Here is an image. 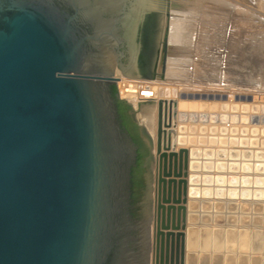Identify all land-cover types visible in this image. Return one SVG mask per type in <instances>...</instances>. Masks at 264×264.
<instances>
[{
	"label": "water",
	"instance_id": "water-1",
	"mask_svg": "<svg viewBox=\"0 0 264 264\" xmlns=\"http://www.w3.org/2000/svg\"><path fill=\"white\" fill-rule=\"evenodd\" d=\"M121 1L0 0V264H191L188 228L213 225L222 229L217 247L224 242L246 263L241 252L264 248V186H251L254 178L264 177V149H176L177 120H187L182 112L218 109L194 100L212 94L158 99L154 137L134 116L151 147L146 166L153 184L142 202L144 218L131 216L137 146L121 124L112 95L118 80L113 53L98 49L103 14ZM128 1L123 22L133 61L139 55V27L148 14L147 61L153 22L165 7L152 0ZM92 2L101 8L89 7ZM221 130L264 135V127ZM192 162L199 172H191ZM191 174L206 183L202 199L190 193L192 186L200 189L191 184ZM255 231L260 238L254 241ZM251 259L261 264L264 257Z\"/></svg>",
	"mask_w": 264,
	"mask_h": 264
},
{
	"label": "rangeland",
	"instance_id": "rangeland-1",
	"mask_svg": "<svg viewBox=\"0 0 264 264\" xmlns=\"http://www.w3.org/2000/svg\"><path fill=\"white\" fill-rule=\"evenodd\" d=\"M166 3L168 5L171 3V0H167ZM197 7L199 9L197 8L198 10L196 12L187 17L188 26L191 30L193 29V33L191 35V42H186L187 49L184 53V59H187L189 62H186L188 64L185 67L190 70L189 73L193 72L194 74L191 73V76H188V78L169 77L158 66L157 63L161 66L167 63L165 36V38L162 37L163 40L161 39V48L157 47L158 59L154 65L155 71L149 66L147 59V67L151 77L127 76L125 74L123 76L121 75L123 71L119 69L115 72L118 76V80L115 82L118 95L122 96L123 99L126 98V100L128 97L132 99L129 96L131 93L124 89L128 87L126 85L127 81H129V84L134 83L135 80H149L153 81L152 83L155 82L156 87H169L167 93L158 95V99H174L179 101L183 100L180 94L186 92L212 94L213 97L211 99L199 98L194 100L197 103L207 101L217 104L218 109L209 110L206 113L197 110L198 117H196V112H191L195 117L192 118L190 114L188 116L190 118H185L187 120L178 119L177 126L185 124L186 126H194L195 128L201 127L203 128L201 131L204 130V135L206 130L208 132L211 131V135L218 140L217 143L213 144V147L225 146L228 148L264 149V135H229L223 133L221 130L224 126L228 128L233 126L238 128L246 127L248 129L252 127H264V0H212L209 5L201 2ZM166 66L169 67V64H166ZM166 66L165 69H167ZM123 77L125 78L124 82H126L124 85L121 84ZM186 100L189 101L190 99ZM130 102L131 106L135 108L134 116L136 118V113L142 104L146 102V99L141 97L137 104L134 103V100H130ZM224 104H228V109L222 108ZM186 111L188 112L189 110ZM182 113L186 112L184 111ZM201 113L205 115V118L201 117ZM213 115L214 117L217 116L219 120L214 119ZM221 117L224 120L228 118V121H221ZM232 117L238 119L234 121V119H231ZM253 118H257L260 121L253 122ZM143 127L148 130L144 125ZM155 127H157V108L152 130L153 133L150 130L148 132L153 135ZM175 129L177 134V127ZM180 134L182 133L180 132ZM184 135L187 136L189 134L184 133ZM196 135L199 136L200 134L197 133ZM182 144L177 143L176 149L178 150L182 146L190 147L192 145ZM204 145L209 146L210 144L206 143ZM152 161L155 162L154 159ZM153 166L152 172L154 171ZM194 172L197 173L199 170ZM200 172L202 173V170ZM214 173L216 172L214 171ZM238 173L239 175L242 174V172ZM199 185L202 187L203 184ZM212 185L215 186L214 184ZM251 186L252 190H254V186H264V177H260V179L254 178ZM198 199H202V197ZM210 199H215V197ZM251 200L253 201V198ZM150 225L152 228V223ZM195 229L204 230L203 232L208 235V244L204 248L203 246L206 244L200 241V244L198 242V245L191 246L193 249L188 250L191 264H221V262L222 264H226L227 260L232 259H234L233 264H253V259H251L253 255L264 257V248L255 249L252 247V251L241 252L246 255V260L248 261L244 263L237 256L240 252L227 251L224 242H221V246L217 247L216 243L219 241L222 233L221 228H215L213 225L211 227L197 226ZM261 230H264V226ZM254 233L255 241L260 238V233L259 231H255ZM196 246L199 249L193 253ZM255 247H259L258 242L255 243ZM261 264H264V260H261Z\"/></svg>",
	"mask_w": 264,
	"mask_h": 264
},
{
	"label": "bare ground",
	"instance_id": "bare-ground-1",
	"mask_svg": "<svg viewBox=\"0 0 264 264\" xmlns=\"http://www.w3.org/2000/svg\"><path fill=\"white\" fill-rule=\"evenodd\" d=\"M152 1L154 3L160 5V6L165 7L166 12H157L155 20L153 22V42H152V45H151V48H150V51H149V54L147 57L148 64L154 70V68H155L154 65H155V63H157V59H158L157 58V56H158V53H157L158 48L157 47L161 48V46H160V44L162 43L161 39H162V37L165 38V36H166V57H167V59H166L167 63L166 64L167 65L169 64V67L166 66V64L161 66L159 63H157L158 66L160 68H162L165 71L166 75H168L169 77L175 76L178 78H188V76H191V73H193V72L189 73L190 70L185 67L189 62L187 61V59H184V53L186 52V49H187L186 42H189L192 38L191 35L193 33L192 32L193 29L191 30V28H189V26H188L189 23H188L187 17H189L190 14L196 12V10L199 9L197 6L201 2H204L205 4L209 5V3L212 0H171V3H169L168 5L166 3L167 0H152ZM208 10H210V9H208ZM191 16L193 17V15H191ZM215 24H217V23H215ZM194 28H195V26H194ZM194 40H195V38H194ZM188 51H189V49H188ZM186 54H189V53H186ZM192 57H193V55H192ZM190 60H192V59H190ZM186 62H188V63H186ZM173 64H175V65H173ZM158 66H156V67L158 68ZM165 66L167 67V69H165ZM173 67H174V69H173ZM192 71H193V68H192ZM122 73L123 74H121V75L124 76L125 73L124 72H122ZM124 81H125V78L123 77L121 79L122 85L126 84V82H124ZM128 82L129 81H127V84H126L128 87H125L124 90L129 91V93H131V95L129 94V96L132 97V100L135 101L134 103L137 104L138 100H140L141 97L146 99V102H144L142 104V106L140 107V109L136 113V118L139 122H141L142 125H144L148 130H150L152 132L153 127H154L155 112H156V108H157L156 100L158 99L159 94L167 93L169 87H161V86L156 87V85L154 84L155 82L152 83L153 81H149V80H146V81L145 80H135L134 83H129V84H128ZM183 114L187 115V118H190L188 116L191 114V112H186ZM198 116H199L198 112L196 111V117H198ZM176 127H177V134L175 137L176 144L177 143L178 144L183 143L182 145L192 144L194 146H197V145H204L206 143L213 145L214 143L218 142V140H216L214 138V136L211 135L212 134L211 131L208 132V130H206L205 135H204V132H203L204 130L201 131L203 129L201 127H197L193 131L192 130L189 131L188 129L190 126H186L185 124H181V125H178ZM185 129H186V131H185ZM148 130L145 129V131L149 135H151V137H154V135H152L150 132H148ZM180 132L182 134H180ZM184 133H188L189 135L186 136V135H184ZM197 133H199L200 135L197 136L196 135ZM206 134H209V135H206ZM182 145H179V146H182ZM153 159L155 161L154 157H153ZM151 162H152V164L150 163L151 168L154 164L153 167H154V171H155L156 163L153 162L152 160H151ZM191 166L193 168L191 172L198 171L199 166L196 162H192ZM197 180L198 179H196L193 174L190 175L191 184L192 185L198 184V186L200 187L199 190H197L198 189L197 187H194V186L190 187V193L194 197L199 198L198 193H200V197L202 195V189H201V186L199 184H206V183L204 181H202V179H200V181H197ZM213 184L216 185V182H213ZM211 198H213V197H211ZM148 207L152 209V204L149 205ZM150 216H151V213H150L149 217ZM152 221H154L153 218H151L150 222L152 223ZM203 231L204 230H201V229H195V227L188 228V238L190 239L189 244H188L189 249L192 250L193 249L192 247L200 244V241H202V243L204 242V244H206L203 246L204 248L207 246L208 235L205 234ZM202 232H203V234H202ZM212 240H213V237H212Z\"/></svg>",
	"mask_w": 264,
	"mask_h": 264
},
{
	"label": "flooded vegetation",
	"instance_id": "flooded-vegetation-1",
	"mask_svg": "<svg viewBox=\"0 0 264 264\" xmlns=\"http://www.w3.org/2000/svg\"><path fill=\"white\" fill-rule=\"evenodd\" d=\"M94 1V0H92ZM89 7H100L99 4H94L93 2L89 5ZM115 7V8H114ZM113 8H106L110 9V11H106L103 16L106 19V23L104 26H100L99 32L103 33V37L99 42L98 49L110 50L113 53V57L115 60L113 64H115L113 69L115 71L121 70L125 73H133V74H142L147 75L149 73L147 67V61L144 59V50L146 46V37H145V25L147 20V15L142 19L141 26L139 27V32L137 36V41L139 45V55L133 61L131 59V49L130 43L125 36V29H124V22L123 17L126 12L130 9L131 3L128 0H122L118 5L114 6ZM101 8V7H100ZM133 62H136V69L132 68ZM119 118L122 122V116L120 112V105L116 101ZM124 114L127 116V123L123 125L132 135H136L138 137V141H136L137 149L141 148L143 152H147L146 155L143 157V171L138 172L133 176V181L131 185V200H130V213L134 220L143 219L145 213L143 212V201L145 196L149 191V183L153 184L152 175L149 176L150 170L146 166L147 158L151 155V147L147 141V139L143 136L140 126L134 119V113L132 111V106L123 111ZM137 166V164L135 165ZM152 243V238H150ZM175 260V255H174ZM160 263V258L158 260ZM151 264V263H150Z\"/></svg>",
	"mask_w": 264,
	"mask_h": 264
},
{
	"label": "trees",
	"instance_id": "trees-1",
	"mask_svg": "<svg viewBox=\"0 0 264 264\" xmlns=\"http://www.w3.org/2000/svg\"><path fill=\"white\" fill-rule=\"evenodd\" d=\"M111 89H112V95L114 96L115 100L119 103L120 105V112H121V116H122V126L123 125H126L128 119H127V116L126 114L123 113V111L129 109L131 107V104L128 103L125 99L123 98H120L119 95H118V92H117V86L116 84H112L111 86ZM131 135L132 133L129 132ZM134 141H138V137L136 135H132ZM137 152H138V156H137V166H134L132 168V178H131V181H133V176L138 173V172H142L144 169H143V157L146 155L147 152H143L141 150V148H138L137 149Z\"/></svg>",
	"mask_w": 264,
	"mask_h": 264
},
{
	"label": "built area",
	"instance_id": "built-area-1",
	"mask_svg": "<svg viewBox=\"0 0 264 264\" xmlns=\"http://www.w3.org/2000/svg\"><path fill=\"white\" fill-rule=\"evenodd\" d=\"M120 98H122V96H120ZM125 100H126V98H125ZM127 100H129V101H130V100H132V99L128 97V98H127Z\"/></svg>",
	"mask_w": 264,
	"mask_h": 264
}]
</instances>
